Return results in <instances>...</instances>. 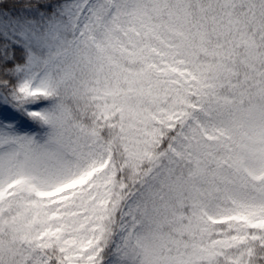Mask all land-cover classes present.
<instances>
[{
    "label": "snow or ice",
    "instance_id": "obj_1",
    "mask_svg": "<svg viewBox=\"0 0 264 264\" xmlns=\"http://www.w3.org/2000/svg\"><path fill=\"white\" fill-rule=\"evenodd\" d=\"M0 264H264V0H0Z\"/></svg>",
    "mask_w": 264,
    "mask_h": 264
}]
</instances>
